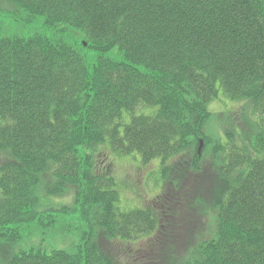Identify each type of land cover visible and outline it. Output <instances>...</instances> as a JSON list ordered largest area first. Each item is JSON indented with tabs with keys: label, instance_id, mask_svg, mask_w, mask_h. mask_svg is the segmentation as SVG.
I'll return each mask as SVG.
<instances>
[{
	"label": "trees",
	"instance_id": "trees-1",
	"mask_svg": "<svg viewBox=\"0 0 264 264\" xmlns=\"http://www.w3.org/2000/svg\"><path fill=\"white\" fill-rule=\"evenodd\" d=\"M0 13L35 26L0 35V264H264V0H0ZM221 96L224 118L208 108ZM254 116L249 141L235 126ZM105 144L160 158L161 193L124 205ZM70 185L74 205L52 204ZM50 211L79 231L76 250L16 251Z\"/></svg>",
	"mask_w": 264,
	"mask_h": 264
},
{
	"label": "rangeland",
	"instance_id": "rangeland-1",
	"mask_svg": "<svg viewBox=\"0 0 264 264\" xmlns=\"http://www.w3.org/2000/svg\"><path fill=\"white\" fill-rule=\"evenodd\" d=\"M5 8H8L7 5H3ZM8 10V9H7ZM35 28V26L26 25L24 21H19L17 16L9 15L4 17V14L0 13V35H10V33H17L20 31H24L26 35L30 34L32 30ZM90 57H94V53L91 52L89 54ZM118 58H121L120 54H117ZM230 102V101H229ZM231 105V104H229ZM210 111L214 113L215 110H220L218 114L225 115V111L221 109H226V104L219 100L211 103L209 105ZM238 133L240 135L246 136L245 139L249 140L254 133L257 131L256 129H253L250 127V125L246 126V129L239 128L235 126ZM223 133L219 134L222 135ZM107 145V144H105ZM111 150L110 146L107 145ZM100 155L98 156V165L101 164H109L113 167L112 172L115 176H117L119 180V187L121 196L123 197V204L128 207H135V206H141L145 203L149 202V200H152L155 195H158L161 193L162 189V181H161V174H159V169L161 164L160 158H155L150 163L144 164L141 162V157L139 154L132 155V156H122L121 158L115 157L114 155H109V150L107 147L102 146L99 152ZM4 154L0 153V161L4 159ZM188 157L186 156H179L175 158V160L172 162L173 164L176 163L179 159H185ZM205 162H209L212 164L211 169L212 172H214V176L216 174L214 170V161H212L211 156L208 155ZM218 177V176H217ZM214 177L211 178V182L214 183ZM123 182V183H122ZM125 186V187H124ZM127 187V188H126ZM128 189V193L133 197L126 196ZM73 192H70L65 198H62L61 200L64 202L71 203L73 200ZM136 198V199H135ZM57 215H60V212H56ZM54 213H50L48 217V226L41 229L40 231H33L31 235L27 239H24L23 241H20L18 244L15 245V250L19 251V249H27L32 246L37 248H45L47 250H51L53 247L57 248H65L67 250H71L72 248L68 247L66 242H64L63 238L61 237H55L53 236V229H51L52 224H50V220L54 219L56 216ZM69 217V216H67ZM67 217H64L61 215L60 218L64 219V221L67 219ZM74 221V227H78V229L82 226L81 221H79L77 215H74L73 218ZM61 232V231H59ZM70 233H78L76 229H73L69 231ZM80 235V234H79ZM140 244H137L135 248L139 247ZM142 246L145 245L143 242L141 244ZM122 260V259H121ZM126 264H132L130 262H126ZM150 264V263H149Z\"/></svg>",
	"mask_w": 264,
	"mask_h": 264
}]
</instances>
